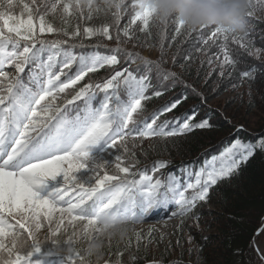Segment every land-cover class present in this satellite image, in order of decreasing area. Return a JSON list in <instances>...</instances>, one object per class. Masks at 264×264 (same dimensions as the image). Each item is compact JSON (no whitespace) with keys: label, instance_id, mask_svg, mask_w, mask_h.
Wrapping results in <instances>:
<instances>
[{"label":"snow or ice","instance_id":"1","mask_svg":"<svg viewBox=\"0 0 264 264\" xmlns=\"http://www.w3.org/2000/svg\"><path fill=\"white\" fill-rule=\"evenodd\" d=\"M42 2L48 12L39 10L41 0H0V264H46L43 257L56 254L40 240L46 225H52L53 237L65 233L67 225L72 264H88L94 256L92 249L78 247L85 235L95 240L97 233L105 235L106 225L113 221L147 223L156 213L188 218L202 202L210 201L215 187L234 178L245 163L264 149V144L237 140L222 155L209 158L199 170L189 166L185 175L166 176L160 174L170 167L168 162L137 172L139 161L119 155V163L112 165L119 171L113 173L106 154L118 148L132 154L133 139L139 148L140 140L171 139L214 125L210 117L193 124L199 111L190 113L187 119L161 123L163 116L181 108L186 96L173 100L149 119H142L151 100L165 96L182 82L177 73L167 71L163 64L146 61V70H119L124 63L120 55H98L84 58L80 72L73 76L69 69L76 68L80 57L61 61L53 56L46 60L44 53L50 41L44 37L65 34L48 17L58 15L67 19L83 14L82 18L87 19L90 11L92 18H96L99 0ZM104 3L108 9L99 10L112 9L116 25L88 27L86 35L90 39L102 36L113 40L119 32L123 43V37L136 38V26L147 33L158 20L149 0ZM257 4L264 9V0H251L248 24L257 15ZM127 12H132L133 19L124 30L119 26ZM177 24L183 32L186 25L179 21ZM67 35L77 39L85 33L78 30ZM251 36V32L240 35L218 28L208 43L220 44V39L224 40L220 62L227 70L241 62L232 43L256 54ZM63 44L57 41L51 46L61 48ZM259 55L264 58V50ZM140 59L133 56L130 63ZM209 62L215 65L217 59L213 57ZM105 67L118 71L107 82L89 84L75 94L70 93ZM157 68L162 84L171 80L176 83L169 84L167 90L152 92ZM256 72V68L248 69L243 78L253 79ZM26 73L32 77L31 82ZM101 93L106 94L103 99ZM74 112L79 114L74 116ZM258 234L264 235V230Z\"/></svg>","mask_w":264,"mask_h":264},{"label":"trees","instance_id":"2","mask_svg":"<svg viewBox=\"0 0 264 264\" xmlns=\"http://www.w3.org/2000/svg\"><path fill=\"white\" fill-rule=\"evenodd\" d=\"M149 2L156 11L158 20L154 21L151 31L147 33L140 26H136V29H139L136 31V38L130 40L123 37V43L119 32L117 38L113 40L102 36L90 39L86 35L88 27L116 25L112 9L106 12L99 10L108 9L104 0H99L96 18H92L90 11L87 13V19L82 18L83 14L67 19L58 15L48 17L65 34L44 37L50 41L49 49L44 53L46 60L53 56H58L63 61L69 57L82 59L84 56L118 54L124 61L119 70L128 67L135 71L146 70V61H151L155 65L163 64L167 71L177 73L182 82L176 84L171 91H167L165 96L151 100L142 119H149L173 100L186 96L187 99L181 108L163 116L161 123L177 118L187 119L190 113L199 111V118L193 120V124L210 117L214 125L210 129H197L187 135L171 139L140 140L139 148L136 147L137 140L133 139L132 154L127 151L121 152L120 148L106 154L110 170L113 173L119 171L112 165L119 163V155H124L130 160L134 158L139 161L137 172L141 169H154L160 162H168L170 167L160 175H185L189 166L192 170H199L209 158L222 155L229 145L237 140L257 146L264 144V58L259 55V51L264 50V21L258 20L255 16L253 22L248 24L247 31L240 34L251 32L252 44L257 49L256 54L251 55L240 45L232 43L241 62L236 67L225 70L220 62L224 40L221 38L220 44L212 45L208 41L218 28L231 29L226 23L204 24L194 28L186 16L188 5L184 4L183 0ZM129 3L131 4L132 0H129ZM215 3L220 12L226 14L234 6L235 0H215ZM39 10L48 12L42 0ZM134 11L133 8L132 12ZM132 12L126 13L120 28L128 29L133 19ZM257 13L264 14L259 4ZM177 21L186 25L183 32L179 30ZM167 22L171 23L165 24ZM78 30L83 31L85 35L77 39L67 35L68 32L75 33ZM192 30H196L195 34ZM57 41L64 42L61 48L51 46ZM149 50L158 52L157 60L145 57L144 52ZM133 56L141 59L131 64L130 59ZM213 57L217 59L215 65L209 62ZM251 68H256V77L244 79V72ZM80 70V62L75 69H69L73 76L78 75ZM8 71L15 73L14 69ZM116 71L118 69L105 67L102 71L91 74L78 88L71 89L70 93L75 94L89 84L107 82ZM153 75L156 87L152 92L167 90L169 84L176 83L171 80L162 84L159 68ZM25 76L27 81L31 82L32 77L28 73ZM65 79L67 80V77ZM105 95L101 93V99ZM229 95L233 96L224 100ZM81 103L86 104V101ZM75 107L79 109L80 105ZM78 114L73 113L74 116ZM177 218L187 222L186 229L180 231L177 240L168 243V247L162 248L163 251L160 253L153 248L155 245L163 246L166 239L158 238L151 232H132L128 238L116 239H110L106 235L101 237L97 233L95 240L85 235L78 247L87 250L97 242L105 244L103 258L101 255H94L88 264H121L122 259L123 264H264V258L256 244L258 233L264 226V149L258 151L250 162L245 163L234 178L215 187L209 202H202L190 217ZM13 221L15 222V218ZM51 228L52 225H46L40 233V240L49 251L56 250V254L46 255L43 257L44 261L46 264L48 262L72 264L71 252L67 247L69 239L67 225L65 233L59 237L52 236ZM121 253H124L123 258Z\"/></svg>","mask_w":264,"mask_h":264},{"label":"clouds","instance_id":"3","mask_svg":"<svg viewBox=\"0 0 264 264\" xmlns=\"http://www.w3.org/2000/svg\"><path fill=\"white\" fill-rule=\"evenodd\" d=\"M188 5L186 16L192 27L196 28L204 24L219 25L226 23L236 33L243 34L248 29L247 16L251 0H235L234 6L226 14L221 13L215 0H183ZM136 226L129 222L113 221L106 225L105 235L110 239L128 238ZM105 244L97 242L91 246L94 255L104 252Z\"/></svg>","mask_w":264,"mask_h":264},{"label":"rangeland","instance_id":"4","mask_svg":"<svg viewBox=\"0 0 264 264\" xmlns=\"http://www.w3.org/2000/svg\"><path fill=\"white\" fill-rule=\"evenodd\" d=\"M264 10V9H262ZM261 20H264V14L257 13ZM145 55L152 59L157 60L159 57V54L157 51H146L144 52ZM83 66V65H82ZM233 95L226 96L224 100H227L229 97ZM160 218H163L162 220H159ZM157 221V222H156ZM136 226V232H143V233H154L156 237L161 238L163 237L166 239V242L163 246L155 245L153 249L157 250L159 253L163 251L164 248H167L168 243L177 240V237L179 235L180 231H184L187 226V222L177 219L176 216H170L169 213L165 217H158L155 219H150V222L143 223V224H135ZM111 241V240H110ZM257 245L261 253L264 255V235H260L259 239L257 241ZM163 248V249H162Z\"/></svg>","mask_w":264,"mask_h":264}]
</instances>
